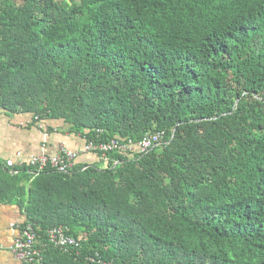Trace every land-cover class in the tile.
I'll list each match as a JSON object with an SVG mask.
<instances>
[{"label":"trees","instance_id":"obj_1","mask_svg":"<svg viewBox=\"0 0 264 264\" xmlns=\"http://www.w3.org/2000/svg\"><path fill=\"white\" fill-rule=\"evenodd\" d=\"M0 111L86 142L164 134L64 173L0 168L41 264H264V0H0ZM60 225L77 254L47 241Z\"/></svg>","mask_w":264,"mask_h":264},{"label":"crops","instance_id":"obj_2","mask_svg":"<svg viewBox=\"0 0 264 264\" xmlns=\"http://www.w3.org/2000/svg\"><path fill=\"white\" fill-rule=\"evenodd\" d=\"M69 127L63 120L0 111V168L10 173L3 164L17 152L25 159L32 155H55L62 147L79 153L76 163L92 165L99 162L95 154L84 152L86 140L69 133ZM137 151L136 147L133 152ZM25 219L18 203L0 202V264H37L23 262L11 251Z\"/></svg>","mask_w":264,"mask_h":264},{"label":"built area","instance_id":"obj_3","mask_svg":"<svg viewBox=\"0 0 264 264\" xmlns=\"http://www.w3.org/2000/svg\"><path fill=\"white\" fill-rule=\"evenodd\" d=\"M164 134L157 132L154 134H146L140 142L133 143L130 139L114 138L108 142H86L84 152L99 153L100 159L105 158L106 155L112 151H121L124 153H132L137 147L138 154H146L152 149L161 144ZM79 156L76 151L69 150L62 147L55 155H32L25 159L17 152L14 158H9L4 161L3 167L8 169L11 174H18L24 167L36 169L37 172L50 168L57 172H67L72 167L73 163ZM17 159V160H16ZM47 241L62 252H79L81 240L75 238L68 233L64 226H54L46 231ZM37 232L30 222H24L20 229L19 236L15 239L11 246V251L14 256L27 263L42 262V249L36 244ZM90 260H95L93 257H87Z\"/></svg>","mask_w":264,"mask_h":264}]
</instances>
